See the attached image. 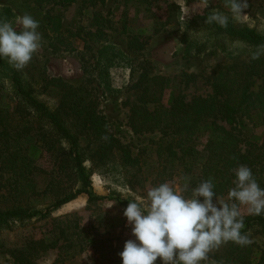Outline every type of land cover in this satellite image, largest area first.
Here are the masks:
<instances>
[{
    "label": "trees",
    "instance_id": "trees-1",
    "mask_svg": "<svg viewBox=\"0 0 264 264\" xmlns=\"http://www.w3.org/2000/svg\"><path fill=\"white\" fill-rule=\"evenodd\" d=\"M98 2L104 0H83L88 5ZM7 11L3 9V13ZM211 13L205 10L181 22L186 29L195 25L200 29L187 31L190 34L205 36L202 41L195 35L185 41L186 55L205 50L227 55V41L241 43L249 50L245 54L239 49L230 50L228 60L213 66L208 77L211 92L206 96L186 93L196 80L194 73L181 72L171 81L170 77L142 71L132 86L136 97L129 107L128 124L134 132L155 131L159 136L135 156L109 131L97 100L82 85L50 76L46 60L37 53L22 71L0 59V225L48 218L52 211L78 196L93 203L115 200L127 205L128 200L95 194L91 175L108 162L139 170L145 163L140 156L147 150L156 154L160 174L190 176L193 187L213 178L217 195L233 186L234 169L241 164L251 168L264 188V133L260 141H253L235 127L238 114L250 121L264 120V56L250 58L257 46L264 45V32L236 25L230 18L226 27L206 23ZM101 19L94 15L96 23ZM56 27L55 20L51 29ZM72 36L66 31L57 33L50 43L52 51L70 44ZM130 42L131 48L139 50L142 46L135 36ZM115 47L107 46L114 51V58L105 47L100 57L106 54L108 62L118 61L115 56L123 53ZM101 66L97 60L98 81L106 78V67ZM259 79L261 84L254 88ZM134 175L130 174L128 182ZM37 198H47L48 202L36 206L32 201ZM69 220V216L52 218L46 235L26 239L19 246L4 248L0 241V251L15 264H35L34 257L50 248L61 247L62 253L70 254L75 249L76 253L82 252L91 243H103L87 235L76 219L73 226ZM244 223L243 231L251 238L252 230H264V215H244ZM209 256L216 264H264V253L254 241L246 246L229 242ZM63 259L59 255L55 264H62Z\"/></svg>",
    "mask_w": 264,
    "mask_h": 264
},
{
    "label": "rangeland",
    "instance_id": "rangeland-1",
    "mask_svg": "<svg viewBox=\"0 0 264 264\" xmlns=\"http://www.w3.org/2000/svg\"><path fill=\"white\" fill-rule=\"evenodd\" d=\"M225 4L226 0H211L208 8H203L201 0H104L93 5L84 4L83 0H58L56 3L0 0V19L12 23L17 31H20L17 18L24 14L39 21L42 46L36 53L46 60L47 73L62 77L74 85H82L89 96L97 100L99 110L107 119L109 131L135 156L142 153L141 148L150 140L159 136L155 131L134 132L128 124L129 107L136 97V90L132 86L142 71L170 77L171 81L174 75L181 72L194 73L196 80L188 86L186 93L206 96L211 92L208 77L213 66L228 60L226 56L230 50L239 49L244 54L249 50L241 43L227 41V55L221 51L205 50L198 55L188 56L184 51L185 41L194 35L202 41L205 36L203 33L190 34L200 29L196 25L186 29L182 21L205 10L220 11L236 25L264 32V0H247L248 7L242 10L241 16L236 17L232 16ZM4 8L8 9L7 13H3ZM96 14L102 18L100 23L94 20ZM55 20L58 27L52 30ZM64 31L74 35L70 38L71 43L53 52L50 43L57 33ZM134 36L142 45L139 50L130 47ZM108 45L117 46L123 53L115 56L118 61L114 63L107 61L106 54L100 57V51L105 47L108 55L114 58V51L108 49ZM97 60L99 65L103 64L101 67H106L103 81L97 80ZM260 84L259 79L254 88ZM236 118L235 127L242 136L253 141L261 140L264 120L250 121L241 114ZM200 141L204 142V137ZM147 151L140 156L141 162L145 163L141 164L139 170L121 167L117 162H108L99 170H94L91 175L93 192L120 200H133L163 182L180 186L186 178L189 186L193 187L190 176L184 177L181 173L160 174L156 154ZM133 173L135 175L130 183L128 177ZM39 184H42V178H39ZM218 196L227 199V193ZM47 202V198H37L32 204L43 207ZM126 206L115 200L88 202L85 196H78L52 211L48 218L30 220L24 224L13 222L8 227L0 225V241L4 248L22 245L26 239L46 235L52 218L69 216L70 225L73 226L77 220L87 235L103 243L97 241L86 246L82 252L76 253L75 249L70 254L62 253L61 247L50 248L34 257L35 264H55L59 255L64 258L62 264H121L118 253L124 242L132 238L130 226L122 214ZM241 211L243 215H248L246 208L242 207ZM74 231L78 232L79 229ZM251 233L254 234L250 239L264 253V230L258 228ZM0 264L15 263L9 255L0 251ZM156 264H160L159 258ZM202 264H216V261L209 256Z\"/></svg>",
    "mask_w": 264,
    "mask_h": 264
},
{
    "label": "clouds",
    "instance_id": "clouds-1",
    "mask_svg": "<svg viewBox=\"0 0 264 264\" xmlns=\"http://www.w3.org/2000/svg\"><path fill=\"white\" fill-rule=\"evenodd\" d=\"M211 0H201L208 8ZM233 17L241 16L247 0H226ZM228 15L214 11L206 23L226 27ZM12 23L0 19V59L22 71L42 46L39 21L24 14ZM264 56V45L250 53L252 60ZM232 187L227 199L220 198L213 178L190 187L186 178L180 186L169 182L149 188L139 199L128 200L123 216L130 226L131 239L118 253L121 264H202L209 253L232 242L240 246L252 243L245 233L244 215H264V188L258 184L251 168L238 165L234 169ZM189 193V194H185ZM111 206V205H110ZM109 206V207H110Z\"/></svg>",
    "mask_w": 264,
    "mask_h": 264
}]
</instances>
